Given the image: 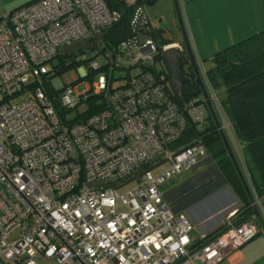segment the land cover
I'll return each mask as SVG.
<instances>
[{
    "label": "built area",
    "instance_id": "built-area-1",
    "mask_svg": "<svg viewBox=\"0 0 264 264\" xmlns=\"http://www.w3.org/2000/svg\"><path fill=\"white\" fill-rule=\"evenodd\" d=\"M118 17L105 0H33L13 9L0 3V264H10L6 257L12 264H218L264 235L249 217L196 237L191 219L167 198L172 176L209 157L202 135L209 111L201 93L183 106L172 96L161 59L167 45L144 5L135 6L115 56L102 54L103 63L88 53L76 57L87 62L83 77L105 62L111 71L116 61L138 68L135 75L109 88L112 77L98 71L82 92L52 78L48 93V63L74 42L91 46ZM199 72L241 153L215 87ZM90 94H103L106 108L81 122H66L55 109V99L72 110ZM188 121L196 135L174 146ZM240 166L258 205L243 160ZM139 173L126 192L115 188ZM101 181L111 183L90 185Z\"/></svg>",
    "mask_w": 264,
    "mask_h": 264
},
{
    "label": "trees",
    "instance_id": "trees-1",
    "mask_svg": "<svg viewBox=\"0 0 264 264\" xmlns=\"http://www.w3.org/2000/svg\"><path fill=\"white\" fill-rule=\"evenodd\" d=\"M153 1L155 0H105L109 9L118 12V20L109 26L102 39L93 40L89 49L79 50L66 58L61 57L60 54L56 55L55 59L58 58L62 61L60 71L78 64H83L86 67V61L76 59L82 53H88V55L96 57L99 53L104 54L108 52L109 55L115 56L120 41L130 35L129 21L135 6L138 4L145 6V3H152ZM156 34L160 45L170 43L161 37L160 29H157ZM99 40L104 44V48L102 49L99 46ZM213 64L214 66L206 71L207 78L214 87L215 81L219 83V88L222 87L223 98L220 99L221 107L231 123L236 138L244 141V146L242 147L244 166L255 193L258 197H261L264 194V31L215 53ZM108 66L109 62H105L97 70L87 68L88 72L84 77H94L98 71L107 69V75L113 77L111 72L114 68L110 71ZM55 75L49 68L45 76L50 79L45 83V87L50 94L54 93L50 81ZM189 76H191L192 82L184 84V103H187L194 95L201 93L199 86L193 82L194 74ZM167 77L169 79L168 74ZM109 88H114V86ZM174 99L176 100L175 97ZM84 104L88 106L84 112L78 113L72 119H66V113L69 110L62 107L56 99L54 100L56 111L69 123L81 122L106 108L103 94L88 95L84 100ZM75 110H78V107ZM207 119L208 122L202 135L208 156L212 151V154L218 157L217 162L220 164V167L225 168L229 165L234 171L231 159L227 154L224 143L210 114ZM195 135L194 126L188 121L184 136L174 146L187 143ZM214 143H218L220 146ZM222 153H224L223 156H221ZM230 183L235 193L243 202V205L237 209L232 217L234 222L240 223L251 217L252 206L238 175ZM223 225L208 235H212L221 229Z\"/></svg>",
    "mask_w": 264,
    "mask_h": 264
},
{
    "label": "crops",
    "instance_id": "crops-1",
    "mask_svg": "<svg viewBox=\"0 0 264 264\" xmlns=\"http://www.w3.org/2000/svg\"><path fill=\"white\" fill-rule=\"evenodd\" d=\"M160 1L169 2L174 9L172 0ZM0 3L3 6L1 0ZM178 4L194 59L197 66L208 64L205 71L214 66L215 53L264 31V0H178ZM168 41L180 46L183 43V38ZM234 154L237 155L240 164L241 158H243L242 151L241 154L234 151ZM227 170L229 173L232 171L229 167ZM165 191L168 194V190ZM167 198L171 202L168 195ZM232 198L233 200L230 202L222 200V203L216 202L208 211H203L202 207L191 211L186 210L194 225V236L210 233L224 224L227 219H232L237 209L243 205L241 198L236 193ZM258 210L260 219L255 218V222L264 229V194L260 197ZM225 213V217L222 218ZM218 264H264V235L260 233L243 246L231 251Z\"/></svg>",
    "mask_w": 264,
    "mask_h": 264
},
{
    "label": "rangeland",
    "instance_id": "rangeland-1",
    "mask_svg": "<svg viewBox=\"0 0 264 264\" xmlns=\"http://www.w3.org/2000/svg\"><path fill=\"white\" fill-rule=\"evenodd\" d=\"M26 1L29 0H1L3 6L6 9H12L16 6L25 3ZM145 9L146 12L148 13L151 23L154 26L160 28L162 38L166 40H170V39L176 40L178 38L180 39L183 38V33L177 21V16L175 14L172 4H170L169 2L155 0L152 3H145ZM168 44L170 43L164 45H168ZM99 46L101 47V49L104 48V44L101 40H99ZM96 58L98 59L99 62L101 63L104 62V58L101 53L97 54ZM47 66L52 70L53 73L56 74L54 76V79L59 78L60 81L64 84L75 83L77 85V89L79 92L85 90L86 85H91L92 81L94 80L93 76L91 78L82 76L81 68H85L83 64H78L64 71L61 70L62 71L61 72L60 69L62 67V61L56 58L52 62L48 63ZM207 67L208 64L206 63L204 65L198 66V69L200 68V70L202 71ZM107 71L108 69L99 72H103L107 74ZM138 71L139 69L135 67L127 70L125 66H123L120 62L116 61L114 65V70L111 72V75L113 76L111 85L115 87L124 84L129 76L135 75ZM222 91H223L222 87L215 88V92L219 100L223 98ZM212 104L214 106V103ZM87 108H88L87 104L79 105L78 110L75 109L69 110L66 113V118L72 119L75 116H77L78 113L84 112ZM218 116H220V114ZM219 120L220 123H222L221 116L219 117ZM223 130L227 136L228 134L227 130L225 128ZM227 139L232 150L235 149L234 143H236L237 146L239 145V143L236 141L234 142V140L231 137H228ZM239 142L241 146H243L244 141L239 140ZM214 144L220 146V144L218 143H214ZM237 154H241V153L237 152ZM223 155L224 153L221 154V156ZM217 159L218 157L214 156V154H212L211 151L209 157L205 158L197 167L182 171L181 173H178L177 175L171 177V179L168 181V184L166 185L165 190H168L167 195L171 198V202L176 207V209L181 208L186 213V210L191 211L192 209L195 208L199 209L200 207H202L203 211H208L212 207V205L216 204V202L222 203L221 200L224 202H230L233 200L232 197L235 191L230 181L234 180L237 177L236 170L234 168V171L232 170L229 173L227 168L228 167L230 168V166L227 165V167L225 168L220 167V164L217 162ZM241 159L243 160V158ZM133 185L134 182H130L122 186L119 189L120 193L126 192L129 188L133 187ZM117 207H119V204ZM225 215L226 213L223 214L222 218H224ZM255 218L256 217H254V219ZM5 260L9 261V263L12 264V260L10 258L6 257ZM36 261L38 264H54L52 260H47V259L39 258Z\"/></svg>",
    "mask_w": 264,
    "mask_h": 264
},
{
    "label": "water",
    "instance_id": "water-1",
    "mask_svg": "<svg viewBox=\"0 0 264 264\" xmlns=\"http://www.w3.org/2000/svg\"><path fill=\"white\" fill-rule=\"evenodd\" d=\"M173 1V5H174V9H175V13L177 16V20L179 23V26L181 28V31L183 33V43L182 45H175L174 43H170L167 45V47L165 49H162L161 51V59H162V64L169 76V80H168V84H169V88L173 94V96L176 98L177 102L179 103V105L183 106L184 105V101H183V95L185 93V89H184V84H190L192 81L191 79L186 76L184 74V72L182 71L181 67L184 64V59L185 56H187L190 65L192 67V70L194 72V80L193 82L199 86L200 92L205 100L206 106L208 108L209 114L211 116V119L214 121L216 128L218 129V132L220 134V137L224 143V146L226 148L227 154L229 155L231 162L236 170V173L245 189V192L248 196V199L250 201V204L252 206V211L250 213V216L256 217L258 219H260V213L258 210V206L256 201L253 198L251 189L249 187V184L247 182V179L244 175V172L240 166V164L238 163V160L228 142L227 136L223 130V127L220 123L218 114L211 102V100L208 97V94L205 90V87L201 81V76H200V72L196 63V60L194 59V56L192 54L187 36H186V32L184 29V25H183V21H182V17H181V12H180V8H179V4H178V0H172ZM105 35V32L101 33L100 35L97 36L98 39H102L103 36ZM90 47V40H86L84 42L81 41H77L74 42L68 46H66L65 48L61 49L59 54L61 57L66 58L69 57L70 55H72L73 53L79 51V50H87ZM214 85L216 88H219V83L217 81L214 82ZM163 162L157 163L153 166H151L150 168H148L147 170H152L156 167H158L160 164H162ZM140 176L141 173L135 175L134 177H131L130 179L126 180L125 182H123L120 185L115 186V188H119L122 187L130 182H136L138 183L140 181ZM111 181H101V182H92L90 183L91 186H96V185H103V184H110ZM263 227V226H262Z\"/></svg>",
    "mask_w": 264,
    "mask_h": 264
},
{
    "label": "flooded vegetation",
    "instance_id": "flooded-vegetation-1",
    "mask_svg": "<svg viewBox=\"0 0 264 264\" xmlns=\"http://www.w3.org/2000/svg\"><path fill=\"white\" fill-rule=\"evenodd\" d=\"M181 68H182L184 74H185L186 76H188V77L191 79V76H189V75L194 74V72H193V70H192V67H191V65H190V62H189L187 56H185L184 64L182 65ZM194 77H195V75H194ZM194 77H193V78H194Z\"/></svg>",
    "mask_w": 264,
    "mask_h": 264
}]
</instances>
